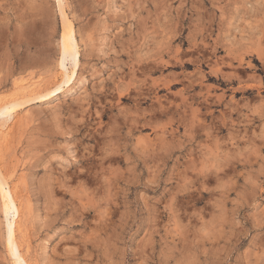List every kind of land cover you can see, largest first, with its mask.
Masks as SVG:
<instances>
[{"label":"rangeland","instance_id":"1","mask_svg":"<svg viewBox=\"0 0 264 264\" xmlns=\"http://www.w3.org/2000/svg\"><path fill=\"white\" fill-rule=\"evenodd\" d=\"M63 1L79 67L35 99L23 85L62 69L60 2L0 0V103L27 101L0 150L30 262L264 264V0ZM6 224L0 196L15 264Z\"/></svg>","mask_w":264,"mask_h":264},{"label":"bare ground","instance_id":"2","mask_svg":"<svg viewBox=\"0 0 264 264\" xmlns=\"http://www.w3.org/2000/svg\"><path fill=\"white\" fill-rule=\"evenodd\" d=\"M58 2H60L58 5H60V13L62 14V30L60 36L62 54L60 59V68L62 67V69L59 70V74L56 77L52 87L48 86V88H43L39 85V83H37V81L25 83L23 87L27 88L26 94L31 96V98L35 96V99H51L54 95L60 93L66 85H69L70 81H72L74 75L76 74L77 67H79V45L76 38V29L67 11L63 8L62 2L64 1L58 0ZM69 49L70 52H68ZM66 54H69L72 59L71 69H68L67 66H65ZM26 102L27 101H21V99L19 100V97L14 96L0 103V116H6L0 126V137L3 136L5 130L10 128L12 124L15 123L16 125V118L20 112L19 110ZM5 165L6 164L2 156V151L0 150V196L2 199V210L4 211L7 223L6 244L10 255H12L11 258L13 257L15 264H32L28 259L26 255L27 253H25L22 243L19 239L22 216V199H20V191L17 187L19 185L14 183L12 184L9 181Z\"/></svg>","mask_w":264,"mask_h":264}]
</instances>
